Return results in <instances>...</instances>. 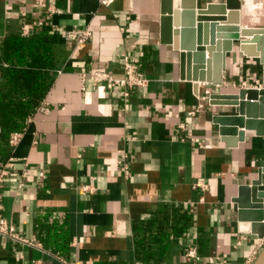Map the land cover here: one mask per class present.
Wrapping results in <instances>:
<instances>
[{"label":"crops","instance_id":"0c3cea01","mask_svg":"<svg viewBox=\"0 0 264 264\" xmlns=\"http://www.w3.org/2000/svg\"><path fill=\"white\" fill-rule=\"evenodd\" d=\"M222 2L241 10L242 26L264 28V0H198V6ZM161 5L0 0V42L22 36L25 24L43 23L32 34H49L61 61L42 103L47 110L39 108L18 145L10 147L8 139L0 155L14 165L1 186L2 215L31 243L0 236V264H142L137 228H155L164 212L184 211L191 218L188 235L170 237L158 264H253L262 251L264 238L252 233V222L238 220L233 201L264 166V136L241 125L245 140L229 147L214 118L232 115L234 107L201 98L206 90L260 87L264 67L235 44L219 88L182 79L184 51L163 34ZM178 6L185 11L181 1ZM84 30L92 33L85 43L66 37ZM123 54L138 59V72L148 79L128 99L91 77L95 71L122 77ZM190 248L198 260L187 257Z\"/></svg>","mask_w":264,"mask_h":264},{"label":"water","instance_id":"95a60500","mask_svg":"<svg viewBox=\"0 0 264 264\" xmlns=\"http://www.w3.org/2000/svg\"><path fill=\"white\" fill-rule=\"evenodd\" d=\"M180 1L185 5L182 6L186 8L185 11L180 10ZM198 4V0H162L163 34L172 38L169 43L175 50L184 51L180 54L182 79L207 82L219 88L223 84L226 55L233 51L235 44L246 56L258 58L264 67V28L242 26L241 10L227 7L224 2L209 4L207 7ZM216 7L221 11L212 13ZM211 14L226 16V20L203 19ZM181 17L183 21L185 19V25L182 26L178 25ZM209 101L212 105L234 107L232 115L214 118L222 141L229 147H236L245 140V133L237 129L241 125L264 136V73L260 87L243 88L231 94L213 92ZM233 202L238 207V220L252 222V233L263 239L264 166L258 170L257 178L251 180L250 184L239 187ZM253 264H264V247Z\"/></svg>","mask_w":264,"mask_h":264},{"label":"trees","instance_id":"16d2710c","mask_svg":"<svg viewBox=\"0 0 264 264\" xmlns=\"http://www.w3.org/2000/svg\"><path fill=\"white\" fill-rule=\"evenodd\" d=\"M60 62L53 39L47 33L13 35L0 42L1 156L6 152L10 135L22 132L42 106L60 69ZM174 209L181 210V207ZM152 225L142 223L136 231L137 256L142 264H158L170 237L188 235L191 218L185 211L177 217L164 212L158 226Z\"/></svg>","mask_w":264,"mask_h":264},{"label":"built area","instance_id":"2783aa9c","mask_svg":"<svg viewBox=\"0 0 264 264\" xmlns=\"http://www.w3.org/2000/svg\"><path fill=\"white\" fill-rule=\"evenodd\" d=\"M107 1V0H106ZM105 2V1H104ZM50 12H54L49 7ZM43 23L37 24H25L22 28V36H29L32 34L36 26H40ZM92 36V33L88 30L84 31H72L66 34L68 40L77 41L79 44L85 43ZM123 63V76L115 77L112 74L105 71H95L91 74L92 80L95 84L105 83L110 88L119 89L120 95L123 99H128L130 97V91L134 88H144L148 84V79L142 76L138 70L140 68V62L138 59L132 58L127 54L121 56ZM0 82H1V72H0ZM209 90L205 91V95L201 98L203 101H207V98L211 95ZM40 110L45 111L47 109L40 107ZM23 134L22 132H14L9 137V146L15 148L20 142ZM13 158H9L7 161L0 160V236H6L13 240H18L20 242L31 244L28 240L22 239L18 236L15 226L5 219L2 215L3 205H2V193L1 186L6 177H8L13 169ZM122 170L128 174V168L125 164L122 166ZM44 177V174L41 173ZM187 257L199 259L195 249L190 248L187 252Z\"/></svg>","mask_w":264,"mask_h":264}]
</instances>
